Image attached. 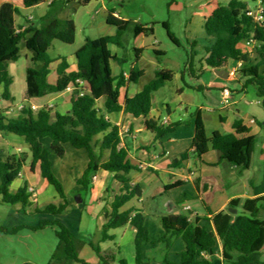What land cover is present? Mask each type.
Returning <instances> with one entry per match:
<instances>
[{
  "label": "trees",
  "instance_id": "obj_1",
  "mask_svg": "<svg viewBox=\"0 0 264 264\" xmlns=\"http://www.w3.org/2000/svg\"><path fill=\"white\" fill-rule=\"evenodd\" d=\"M26 7H33L42 3H49L47 13L38 23H29L22 30L16 25L15 18L20 15V10L11 3H4L0 7V98L13 101L10 87L14 77L9 71V64L16 62L21 57V43L25 41L26 48L32 53L31 63L27 68L26 98H41L50 94L62 93L67 88L73 87L71 107L69 111H55L52 107L45 106L37 111L29 105L20 111L16 118H9L0 111V132L14 134L24 139L32 154L31 170L39 165L41 176L55 189L61 203L48 204L44 209H35L38 214L57 216L65 212L69 199L60 179L53 171L51 152L63 158L66 154L65 145L69 144L76 149H86L89 153V163L83 175L77 179V184L83 191H77L78 197L86 207V198L92 189L94 176L99 170L114 173V179L122 185L118 193L112 194L111 203L103 209L105 223L101 228L100 241L114 240L110 234L113 229L124 227L128 224L136 229L135 250L137 264L141 263V247L151 242L149 229L145 224V216L135 208L122 210L134 198H141L142 187L132 184L129 177L133 171L140 167L129 159V144L124 142L120 128L113 124L108 114L119 113L133 117H143L146 128L160 140L170 133L175 126L163 125L157 120L147 119L153 108V95L163 88L167 81L173 79L169 70H157L155 76L134 97L126 98L121 103V89L127 83L137 84L145 76V70L137 63L132 67L128 79L124 73L114 76L112 61L123 64L126 60L113 54L109 45L122 46L126 33L131 32L134 37L139 35H153V26L143 25L133 20H123L114 16L110 11L107 22L116 28L114 35L99 38L86 37L84 44L76 51L77 68L69 71L70 64L66 57L60 56L57 68L58 81L52 84L48 81L51 65L55 61L48 55L54 41L73 44L76 41V24L72 19H62L59 14L66 7L69 0H23ZM91 0H82L80 4L86 6ZM248 4L244 0H229L227 4L218 5L205 24V31L211 38V45L205 47L203 67L207 69H221L229 62L241 63L236 72V78L243 81L244 87H254L264 109V23H257L247 16L245 10ZM169 38L179 44L178 40L170 33L168 24L163 23ZM247 42L252 45L247 46ZM196 44L194 43L193 46ZM138 53L144 49L134 48ZM157 55H163L156 50ZM83 80L86 92L81 95L84 88L79 84ZM104 99L103 108L98 106V101ZM195 135L192 142V155L201 160L202 157L214 149L219 152L220 160L226 161L241 169H249L256 144V136L238 138L236 134H222L215 131L208 137L205 122L200 111L195 114ZM237 134L247 132L237 120L234 123ZM48 139L50 146L47 148L43 140ZM124 143V145H122ZM105 151L110 155L102 161ZM189 158V153H182L172 162L174 166H182ZM28 155L17 153L13 148L0 144V196L6 204H21L24 209L31 206L27 185L13 192L11 187L20 177L27 165ZM171 185L170 187H175ZM169 186L165 190L170 189ZM230 208L242 207L243 212L233 214L221 212L211 220L212 228L203 227L191 221L182 214L172 212L161 217L164 234L159 242L167 249L175 238L182 237L185 250L181 254L179 263L168 264H207L204 255L214 254L218 242L222 246L224 264H264L261 260V250L264 247V196L242 201L235 200ZM55 227L58 246L48 264H92L82 259L79 252L84 241L77 237L60 220H43L37 226L22 225L13 228L0 226V234L12 235L23 229L37 231L45 227ZM99 258V264H112L117 259L116 251L102 250L100 245L90 244ZM120 264H128L120 260Z\"/></svg>",
  "mask_w": 264,
  "mask_h": 264
},
{
  "label": "crops",
  "instance_id": "obj_2",
  "mask_svg": "<svg viewBox=\"0 0 264 264\" xmlns=\"http://www.w3.org/2000/svg\"><path fill=\"white\" fill-rule=\"evenodd\" d=\"M81 1L82 0H69L66 7L59 14V17L62 19L74 20L70 15V11L77 12L79 7H83L80 4ZM125 1L126 0H101V4L108 13L112 11L114 16L119 19L133 20L140 24L148 25L149 23H142L144 21L140 16L131 17L123 15V12L118 9V4L119 2L124 3ZM228 1L229 0H202L204 4H202L198 11L196 10L192 13L188 25L191 26L199 21L202 23V26L205 27L208 18L212 15L218 5L227 4ZM244 1H246L248 5L251 3V0ZM4 3L13 4L20 10V14H22V11L36 9L44 4L42 3L37 6L26 7L23 0H0V7ZM46 4L49 6V3ZM24 18L25 22L23 24L17 25L16 22V25L21 26L22 30L28 27L29 23H38L35 21L33 15H26ZM115 33L116 28L115 30L110 29L106 35H114ZM147 37L148 36L144 34L135 37L136 42L134 48L145 49L147 43L144 38ZM23 42L25 44V41ZM194 43L196 44V42ZM113 54L120 57L117 53ZM137 54L138 53L135 52V56ZM141 55L142 54L140 53V56ZM32 56L33 55L30 51L26 55V60H29V64L31 63ZM72 58L75 61L73 63L68 61L70 64L69 71H75L77 68L76 55L70 57V59L67 57V60H71ZM59 63L60 61L55 65L56 78L52 84H55L59 79L57 74ZM115 63L119 67L120 64L118 62ZM53 64L54 62L51 65L50 74L52 73ZM238 64V62L227 63L221 68L224 72H220V75L215 72V69L206 68V70L209 71L206 79L201 78L202 74L200 72L192 73V78L198 79L200 83L198 85L187 83V91L182 89L180 91V96L181 98H184L186 93L193 96L194 90L207 92V94L204 95L207 106L204 107L203 103L199 101L200 103L197 107V111L202 113L208 137H211L215 131L222 134H236L238 138H246L248 136L257 137L252 156V163L249 169H241L226 161H221L219 152L214 149H210L201 160L196 159L191 154L193 150L192 142L195 135V116L191 117L189 121L180 119L179 122L177 121L179 124L175 126L170 133L166 134L160 140H156L155 134L146 128L145 119L143 117L136 118L132 115L125 114L123 111L107 115V118L120 128L121 135L125 138L124 142L129 144V159L133 164L140 167L139 171L131 172L129 177L131 178L133 185H141L143 195L141 198L132 199L122 208L123 211L135 208L145 216V224L149 229L151 242L144 244L141 247L140 264H168L167 262L179 263L181 260V254L185 250V243L182 237L175 238L169 249L159 242L164 234V229L161 224L162 216L171 212L173 214H182L187 216L191 221L196 222L198 225L211 229L213 227L212 222L207 220H211L213 216L221 212H230V209H233L229 207L232 201L240 200L243 204L247 200H253L264 196V109L261 107V102L257 96L256 89L254 87L245 88L243 81H239L236 76L231 75L230 72L236 69ZM134 65L135 63H132L131 69ZM112 71L114 76H119L121 73H124L126 79H128L130 74V72L125 71L122 68H119L115 73L112 67ZM50 74L48 76L49 82ZM132 85L133 83H127L126 86L121 89V103L124 104L127 97H134L145 86H142L140 89H133ZM230 85H234L235 87L231 88ZM224 87L229 88L232 92L231 103L225 107L222 105V91ZM73 91L74 88L69 87L62 93L50 94L45 97L33 99H27L25 95L24 99L26 101L24 103H20L16 106L13 104L11 106L5 105L0 107V111H3L9 118H16L20 115V105L33 104L38 107V110L45 106H52L55 111L66 112L69 111L71 107ZM157 92L153 95V108L147 119H154L160 123L163 109H166L168 113H171V107L164 103L160 106L161 108L158 106L155 107L154 97ZM40 99H43L44 101L38 103L37 101ZM192 104L193 103H190L191 106ZM103 105L104 99H100L98 101V106L103 108ZM204 111H207L208 113L205 114ZM212 114L215 116H210ZM237 120H240L242 126L248 129L247 132L242 134L236 133L234 123ZM168 122L167 125L176 124V122ZM10 135L14 134H4L0 132V144L13 148L17 153H26L28 155L27 165L22 171L20 177L13 183L12 186H15L14 189L11 190L15 192L24 185H27L28 188H34L35 190L30 198L31 206L26 209L23 208L22 210L14 209L11 214L16 218H21L22 216L27 215L32 216L33 213L38 214L34 212L35 209H44L50 203L57 205L60 204L61 200L57 192H54L48 187L46 188L47 193L45 192V195L39 197L38 190L35 187V185L38 184L36 179L37 175L41 174L39 165H36L34 171L31 170L32 154L29 146L23 138H14ZM43 144L49 148L50 141L44 139ZM66 145V154L60 159L67 157L68 150ZM122 145H124V143H122ZM77 150L78 151L76 152L71 150V161L67 164L63 163L62 166L66 169L69 168L72 170L77 165H81L84 168L82 172L83 175L89 163V153L86 149ZM184 152L189 153L188 160L180 167L174 166L172 164L173 160L179 158ZM52 155L55 154L51 152V159ZM109 155L110 152L105 151L102 161H106L109 158ZM52 166H54V162H52ZM80 177L74 179L76 184L77 179ZM94 177L95 179H93L92 182L89 201L85 202V209L83 208V201L81 199V202H72L68 198L69 205L63 214L57 216L45 214L38 215H42L44 218L43 220L57 219L65 224L77 237L85 242L79 252V256L89 263L99 264V258L94 251L87 252L85 257L81 256V252H83L86 245H88V238L82 233L84 217H87L86 219L88 221L91 220L96 222L97 231L101 232V228L105 223L103 209L107 203H111L113 200V197L107 192V189L110 188L112 194H115L120 191L122 185L119 181L114 179V173L109 171L99 170ZM174 184L176 186L171 188L170 186ZM166 186H169L170 189L165 190ZM75 190L76 192L83 191V187L77 184ZM235 209L236 213L233 214L243 212L242 207ZM22 225V222H20L13 226H9V228ZM118 230H121L119 235L117 234ZM110 234L114 236V240H111V242H114L115 246L112 247L108 245L103 250L116 251L120 254L125 247L122 242L125 236L130 234L131 237L126 246L132 250V258L134 259L135 264H137L135 250L136 229L128 224L124 227L111 230ZM97 239L100 241V237ZM118 254L115 262L120 264V260H125L128 264H132L129 263L126 258L122 257V254ZM260 255L261 260L264 262V247L261 250ZM203 259L208 261L207 264H224L221 244L218 242L215 253L204 255Z\"/></svg>",
  "mask_w": 264,
  "mask_h": 264
},
{
  "label": "rangeland",
  "instance_id": "obj_3",
  "mask_svg": "<svg viewBox=\"0 0 264 264\" xmlns=\"http://www.w3.org/2000/svg\"><path fill=\"white\" fill-rule=\"evenodd\" d=\"M250 2V5L254 7L255 1L251 0ZM202 4H204L202 0H126L124 3L119 2L118 4V9L123 12V15L142 17L144 21L142 23H149V26H153L155 34L144 38L147 44L138 62L134 52L136 38L131 32L126 33L122 46L110 45L109 48L112 53H117L126 60L119 67L112 61L114 72L116 73L119 68L130 72L132 63H137L141 69H144L145 76L141 78L138 84L132 85L133 89H140L146 85L154 78L157 70H169L173 73V79L167 81L165 86L154 97L155 107H160L163 103L171 107V113L163 109L160 123H163L164 120L172 121L173 123L179 122L180 119L189 121L197 111L199 101L203 103L204 107L207 106L204 96L207 94L206 91L194 90L193 96L188 95V93H186L184 98L180 96L182 89L187 91V83L191 85L200 83L198 79L192 78V73L200 72L203 79H206L209 74V71L202 64L205 57L204 49L206 46L211 45V38L207 35L201 22L197 21L191 26L188 25L192 13L196 10L198 11ZM48 9V5L44 3L36 9L22 11V14L16 16L17 25L25 22L24 17L26 15H33L35 21L39 22V17L45 15ZM70 15L76 23V41L73 44L54 41L48 51L49 57L53 60L60 56L70 59V57L75 55L76 50L84 44L86 37L99 38L106 35L110 29L115 30L114 26L107 23L109 13L103 8L101 0H91L86 6L79 7L77 12L70 11ZM164 22L168 24L170 33L178 40L179 44H175L169 38L168 31L163 26ZM194 42H196L195 46L192 44ZM20 47L21 59L9 64V71L14 77V83L10 91L14 100L7 101L0 98V107L11 106L12 104L16 106L26 101L24 98L27 89V65H30L29 60H26V55L29 51L24 42L21 43ZM156 50H161L163 55H157L155 53ZM58 61L55 60L52 67V73L49 77L51 83L56 78L55 65ZM68 61L73 63L75 60L72 58ZM230 87L233 88L235 86L230 85ZM2 93L3 88L0 90L1 95ZM43 101V99H40L37 102ZM190 103H193L192 106ZM204 113L207 114L208 112L204 111ZM210 116L215 115L212 114ZM10 136L20 138L15 135ZM66 146L68 154L64 159L52 155L51 160L54 162L53 171L62 182L68 198L72 202H78L80 198L75 190L77 184L74 179L82 175L84 168L81 165H77L70 170L62 166L63 163L67 164L71 161V150L73 152L78 151L69 144ZM36 179L38 184L35 187L38 190L39 197L47 193V187L55 192V189L41 174L37 175ZM14 186L11 189H14ZM84 197L86 202H88L90 195ZM14 209L22 210L23 206L21 204L11 205L3 203L0 196V226L9 227L20 222L23 225H38L44 219L42 215L34 213L32 216L27 215L16 218L11 214ZM86 218L84 217L82 233L88 238V245L81 252V256L85 257L87 252H93L91 245H89L90 243L99 244L102 250L108 245L114 247V242L111 241L99 243L97 238L100 237V232L97 231V223L91 220L88 221ZM120 233L121 230H118L117 234L119 235ZM130 237V234L125 236L122 242L125 247L118 255L122 254V257L126 258L129 263L135 264L132 258V250L126 246ZM57 246L56 228L51 226L38 229L37 231L23 229L12 235L0 234V264H48ZM114 264L119 263L115 262Z\"/></svg>",
  "mask_w": 264,
  "mask_h": 264
},
{
  "label": "built area",
  "instance_id": "obj_4",
  "mask_svg": "<svg viewBox=\"0 0 264 264\" xmlns=\"http://www.w3.org/2000/svg\"><path fill=\"white\" fill-rule=\"evenodd\" d=\"M255 1V5L254 7L251 6V5H248L245 12L247 14V16L253 18V20L257 23H264V0H254ZM247 46H251L252 44L250 42H247L246 43ZM241 66V63L238 64V67L234 70H232L230 73L232 76H236V72L238 70V68ZM79 84L81 86L84 87L85 83L83 80H79L78 81ZM86 92V88L84 87L82 90H81V95H83L84 93ZM222 95H223V98H222V105L225 107V106H228L230 103H231V98H232V92L229 88L227 87H224L223 88V91H222ZM32 110L34 111H37L38 110V107L33 105V104H30L29 105ZM25 107V105H20L19 107V110L21 111L23 108ZM49 107H52V106H49ZM253 121V120H252ZM169 122L168 120H164L163 121V125H167ZM95 179V177L93 178ZM34 188H29V192L33 195L34 194Z\"/></svg>",
  "mask_w": 264,
  "mask_h": 264
},
{
  "label": "water",
  "instance_id": "obj_5",
  "mask_svg": "<svg viewBox=\"0 0 264 264\" xmlns=\"http://www.w3.org/2000/svg\"><path fill=\"white\" fill-rule=\"evenodd\" d=\"M215 72H216L217 74L220 75V72H224V70H221V69H215ZM226 73H227V72H226ZM78 202H81V200H79ZM230 212H232V213H236V209H230Z\"/></svg>",
  "mask_w": 264,
  "mask_h": 264
}]
</instances>
